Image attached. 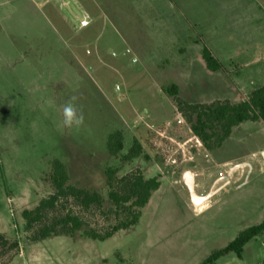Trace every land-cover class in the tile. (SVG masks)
<instances>
[{
    "label": "rangeland",
    "instance_id": "rangeland-1",
    "mask_svg": "<svg viewBox=\"0 0 264 264\" xmlns=\"http://www.w3.org/2000/svg\"><path fill=\"white\" fill-rule=\"evenodd\" d=\"M126 4L0 0V234L19 243L9 264H201L245 227L237 221L235 232L219 234L225 222L216 215L235 222L234 216L249 211L243 202L250 197L255 201L249 205L264 202V122L242 123L221 148L208 151L165 92L177 85L185 101L238 103L250 95L239 89L237 70L199 68L189 82L187 56L159 57L149 26L138 23ZM168 44L175 54L182 45ZM74 95L84 123L68 129L62 127V106ZM115 132L124 137L118 157L108 150ZM135 139L144 154L124 162L121 156ZM55 161L64 165L68 185L98 192L107 213L113 209L107 170L122 177L139 169L147 179L159 176L162 185L138 225L105 241L84 235L85 229L116 224L115 215L97 213L87 214L88 225L73 237L32 241L23 212L55 192ZM245 162L253 169L229 174ZM188 170L198 195L217 190L199 211L185 183ZM252 242L257 247L247 245L242 258L231 254L217 264H264V234Z\"/></svg>",
    "mask_w": 264,
    "mask_h": 264
},
{
    "label": "trees",
    "instance_id": "trees-1",
    "mask_svg": "<svg viewBox=\"0 0 264 264\" xmlns=\"http://www.w3.org/2000/svg\"><path fill=\"white\" fill-rule=\"evenodd\" d=\"M203 57L207 68L216 72L222 69L221 63L204 48ZM173 97L178 111L190 124L194 135L202 142L208 151L221 148L231 137L233 129L247 121L264 122V85L254 90L247 100L231 103L228 100L216 101L210 104L190 103L178 95L177 85L165 90ZM124 149V137L121 132L111 134L108 150L112 156L118 157ZM144 154V148L138 139L133 141L129 151L121 156L124 162H131ZM108 196L113 209L107 213L103 210L104 199L98 192H90L68 185L69 176L64 165L55 161L52 167V184L55 192L43 198L33 210H25L26 231L32 241H39L51 236H75L87 226V214L101 216L115 215L117 222L109 230H98L91 227L84 230V235L90 239L105 241L121 230H127L137 225L142 217L143 209L149 204L154 192L162 185L160 177L145 178L137 169L118 177L113 169L106 172ZM264 232V222L241 231L226 247L214 251L202 264L216 262L234 253L242 256L244 247L255 237ZM19 253V243L10 242L0 234V261L9 264Z\"/></svg>",
    "mask_w": 264,
    "mask_h": 264
},
{
    "label": "crops",
    "instance_id": "crops-1",
    "mask_svg": "<svg viewBox=\"0 0 264 264\" xmlns=\"http://www.w3.org/2000/svg\"><path fill=\"white\" fill-rule=\"evenodd\" d=\"M126 2L125 7L133 10L137 22L143 26H149L147 30L156 41V49L160 52L159 57L174 58L177 54L187 56L184 71L187 73L189 82L194 81V72L199 68L202 71L206 69L210 71L203 57L204 48H207L221 63L223 70L231 68L237 70V84L244 94L251 95L254 90L264 85V0H126ZM119 8H123L121 2H119ZM168 42L182 43V45H176V54L169 53ZM188 57L193 58L189 60ZM251 166L253 169L252 164ZM253 200L255 201V198L252 196L250 200L243 202V206H248L250 209L248 212L243 211L241 216H234L235 222L231 221L226 214L216 215V218L225 222L222 225L225 229L219 234L235 232L234 227H239V222L245 224V227L239 229V233L263 223L264 202L256 199L258 204L255 202L253 206L249 205L254 202ZM233 214L234 212L232 216ZM200 215L199 212L192 216ZM263 234L264 232L261 235ZM259 236L246 244L239 258L243 257L247 245L257 247V243L254 244L252 241ZM231 254L234 253L226 256ZM227 263H231V260L223 262V264Z\"/></svg>",
    "mask_w": 264,
    "mask_h": 264
},
{
    "label": "clouds",
    "instance_id": "clouds-1",
    "mask_svg": "<svg viewBox=\"0 0 264 264\" xmlns=\"http://www.w3.org/2000/svg\"><path fill=\"white\" fill-rule=\"evenodd\" d=\"M77 101L78 97L74 95L62 106V127L71 129L84 123L83 112L77 107Z\"/></svg>",
    "mask_w": 264,
    "mask_h": 264
},
{
    "label": "water",
    "instance_id": "water-1",
    "mask_svg": "<svg viewBox=\"0 0 264 264\" xmlns=\"http://www.w3.org/2000/svg\"><path fill=\"white\" fill-rule=\"evenodd\" d=\"M243 166H248L249 168H252L250 163L245 162V163L236 164L230 169L229 174H232L236 169ZM184 179L188 187V190L190 192L191 200L195 205L196 210H199V206L204 204L206 201H208L217 192V190H213L205 196L198 195L195 187V176L190 170L185 172Z\"/></svg>",
    "mask_w": 264,
    "mask_h": 264
},
{
    "label": "flooded vegetation",
    "instance_id": "flooded-vegetation-1",
    "mask_svg": "<svg viewBox=\"0 0 264 264\" xmlns=\"http://www.w3.org/2000/svg\"><path fill=\"white\" fill-rule=\"evenodd\" d=\"M244 167H247V169L249 170V167H248V166H244ZM248 170H247V171H248ZM226 184H227V183H226ZM192 203H193V202H192ZM194 206H195V205H194Z\"/></svg>",
    "mask_w": 264,
    "mask_h": 264
}]
</instances>
